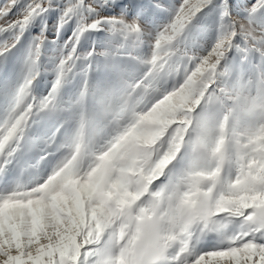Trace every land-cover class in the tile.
<instances>
[{
    "label": "clouds",
    "instance_id": "1",
    "mask_svg": "<svg viewBox=\"0 0 264 264\" xmlns=\"http://www.w3.org/2000/svg\"><path fill=\"white\" fill-rule=\"evenodd\" d=\"M131 3L122 0L111 16L124 23L113 25L98 22L116 0H31L46 9L42 23L56 11L54 30L70 26L68 39L93 24L103 35L94 53L57 41L44 69L40 29L0 95V202L23 206L11 251L26 264H51L58 239L28 206L69 194L104 205L103 239L91 247L110 264H190L206 239H264L253 208L264 206V0H150L159 22H142L140 10L128 18ZM23 34L0 17V57ZM42 71L52 78L38 93Z\"/></svg>",
    "mask_w": 264,
    "mask_h": 264
},
{
    "label": "snow or ice",
    "instance_id": "2",
    "mask_svg": "<svg viewBox=\"0 0 264 264\" xmlns=\"http://www.w3.org/2000/svg\"><path fill=\"white\" fill-rule=\"evenodd\" d=\"M104 2L110 3L111 0H104ZM116 7L119 8L120 5ZM143 7V5L131 3L127 10V17L131 18L137 9ZM43 11L46 9L33 10L31 0H0V17L10 18L14 31L24 32L35 18L42 15ZM25 13H30L27 19ZM103 23L122 25L124 22L104 12L98 24ZM98 24L89 26L87 31L101 32L102 29ZM47 27L46 24H42L41 31L46 32ZM61 27L62 25H57V33ZM79 43V37L74 39L67 37L64 46L75 51ZM96 48L97 43L93 41L89 48L90 52L94 53ZM73 59L78 61L79 57L75 56ZM93 68L94 64L90 63L89 69ZM22 207L19 202L9 200L0 202V256L4 257L0 259V264H26L23 252L11 251V241L23 239V225L26 221L23 219L25 212L21 210ZM253 208L257 217L264 222V206L253 204ZM27 214L33 222L39 221L43 215L45 219L52 220L56 225L57 243L55 247L50 245L47 253L52 258L51 264H88L87 257L93 255L99 258L97 264H110L104 248L91 247L101 243L107 224L105 207L99 201L95 207H92L84 196L69 194L67 197L55 200L52 205L35 209L28 206ZM89 228L95 230L89 234ZM17 247H20V243H17ZM33 264H37L36 260ZM40 264L43 262L41 261ZM190 264H264V239L258 240L248 235L233 236L227 240L217 241L209 250L193 247L190 253Z\"/></svg>",
    "mask_w": 264,
    "mask_h": 264
},
{
    "label": "rangeland",
    "instance_id": "3",
    "mask_svg": "<svg viewBox=\"0 0 264 264\" xmlns=\"http://www.w3.org/2000/svg\"><path fill=\"white\" fill-rule=\"evenodd\" d=\"M229 2L233 4V6H237L241 2V0H229ZM121 3L122 0H116V4L113 5V8H105L103 11L106 14H113L115 12H118L119 8L116 6L121 5ZM132 3L144 6L142 9H137L142 13V22H147L149 20H151L152 22H159L164 18L165 14L163 12L154 13V10L152 9L150 4V0H132ZM56 16L57 13L53 10L49 11L47 16L45 17L46 25L48 26L46 35L49 37V39L45 42L42 49L43 55L41 57V63L44 69H50L53 66L52 58L54 56L55 45L57 41L62 42L63 40L67 39V37L71 33L70 26L61 28L59 33L54 30V22L56 20ZM204 22L206 23L207 21ZM42 24L45 23H42L39 17L35 18L24 31V34L16 47L10 50L6 56L0 57V95H2L5 85L15 80L19 71L20 63L25 54L27 44L29 43L33 35L39 33ZM102 35L103 34L101 32H89L82 38L78 45V48H80L81 50L89 49L92 46L93 41H96ZM98 46L99 45L97 44V47ZM51 78L52 73L50 71H42L40 77L35 82L36 91L38 93L46 92L48 87L50 86ZM78 80L79 77H77L72 84L67 85L65 87V92H68L72 88H74L76 83H78ZM215 243L216 241L213 239H206L199 244V247L204 250H209Z\"/></svg>",
    "mask_w": 264,
    "mask_h": 264
}]
</instances>
